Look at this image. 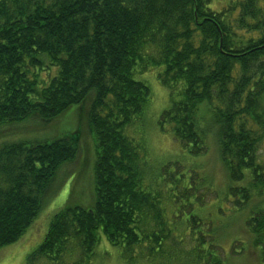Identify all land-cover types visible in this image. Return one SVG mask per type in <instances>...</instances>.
Here are the masks:
<instances>
[{"label":"trees","instance_id":"16d2710c","mask_svg":"<svg viewBox=\"0 0 264 264\" xmlns=\"http://www.w3.org/2000/svg\"><path fill=\"white\" fill-rule=\"evenodd\" d=\"M153 67L169 93L160 132L182 156H208L210 175L199 161L149 171L136 139L151 93L134 76ZM83 104L94 202L58 210L25 264H92L105 243L127 264H226L225 208L243 215L228 258L253 249L264 264V0H0V126ZM79 141L78 128L0 146V249L57 192Z\"/></svg>","mask_w":264,"mask_h":264},{"label":"rangeland","instance_id":"374dc122","mask_svg":"<svg viewBox=\"0 0 264 264\" xmlns=\"http://www.w3.org/2000/svg\"><path fill=\"white\" fill-rule=\"evenodd\" d=\"M162 70L161 67H153L146 70L143 74L135 73L136 80L143 81L150 88V108L145 115L146 126L141 129L138 140L144 147L145 160L150 170H158L166 162H189L196 163L197 158H188L181 155V146L174 141L169 132H160L158 119L163 110L169 105L168 90L165 89L157 78V74ZM136 71V70H135ZM86 104L74 105L64 114L51 122L45 123L39 119H27L23 122L5 124L0 126V146L18 142L35 143L51 141L66 133L80 129V141L78 151L74 161L63 164L54 179L53 187H58L57 192L48 200L42 208L33 224L26 230L24 235L13 244L0 249V264H25V259L44 239L48 230L49 223L53 215L62 207L80 206L90 207L94 202V166L96 162V148L93 138L90 136L85 120ZM264 152V145L261 147ZM205 159L208 156H204ZM205 159L199 158L201 175H210V165H206ZM208 160V159H207ZM197 161V162H198ZM212 162V159L210 160ZM53 194V193H52ZM226 209L224 221L232 222L230 228H220L219 245L225 255L226 264H259L257 256L252 250L241 252L234 259L230 260V247L234 238L240 237L239 228L243 215L230 209ZM210 210V203H203L199 207H194V213H202L201 217H206ZM187 214H181V222L186 220ZM218 218V217H217ZM220 218V217H219ZM102 241L104 238L102 237ZM243 246L238 250L242 251ZM100 258L97 257L92 264H127L119 255V250L111 247L107 243L101 248ZM105 251V252H104ZM102 252V253H101ZM238 252V251H237ZM142 257V256H140ZM244 257V258H243ZM233 261V262H232ZM130 264H161L151 263L143 258L134 257L129 261ZM40 263V262H39ZM38 263V264H39ZM37 264V262H36ZM41 264V263H40ZM177 264H180L179 261Z\"/></svg>","mask_w":264,"mask_h":264}]
</instances>
